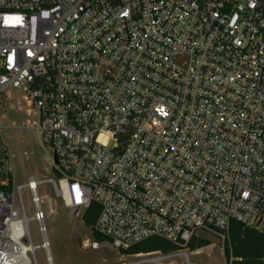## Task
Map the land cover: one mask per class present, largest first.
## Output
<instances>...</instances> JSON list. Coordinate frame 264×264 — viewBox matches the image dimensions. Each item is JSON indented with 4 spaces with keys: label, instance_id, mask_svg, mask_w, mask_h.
Segmentation results:
<instances>
[{
    "label": "built area",
    "instance_id": "built-area-1",
    "mask_svg": "<svg viewBox=\"0 0 264 264\" xmlns=\"http://www.w3.org/2000/svg\"><path fill=\"white\" fill-rule=\"evenodd\" d=\"M12 88L34 118L0 121V264H37L31 221L54 264L41 183L82 219L99 206L107 239L85 248L178 245L118 264H194L200 231L264 230V0H0L1 107ZM5 130L35 133L52 176L17 183Z\"/></svg>",
    "mask_w": 264,
    "mask_h": 264
},
{
    "label": "rangeland",
    "instance_id": "rangeland-1",
    "mask_svg": "<svg viewBox=\"0 0 264 264\" xmlns=\"http://www.w3.org/2000/svg\"><path fill=\"white\" fill-rule=\"evenodd\" d=\"M9 91L12 97L5 98L3 107L0 106V121L4 125L32 123L34 117L27 114V102L24 96L16 89L12 88ZM3 136L11 152L14 153L11 167L17 183H25L31 176L38 179L52 176L46 153L35 133L30 130H5ZM102 140L108 142L106 138ZM26 150L30 152L29 155L24 154ZM37 191L46 214L45 225L54 264H118L122 261L138 259L136 254L122 253L121 250L110 245H103L99 249L85 248L83 243L86 238L89 236L95 239V237L81 215L72 218L69 207L65 205L63 199L55 195L51 184L41 183ZM22 198L28 214L33 215L34 208L28 188L22 191ZM29 231L33 245L38 246L35 249L37 264H48L46 252L40 246L42 237L36 221L30 222ZM198 235L208 238L211 243L195 250L188 248L191 262L194 264L228 262L225 256L226 236L210 231H200ZM176 263L181 264L182 259H176Z\"/></svg>",
    "mask_w": 264,
    "mask_h": 264
},
{
    "label": "trees",
    "instance_id": "trees-1",
    "mask_svg": "<svg viewBox=\"0 0 264 264\" xmlns=\"http://www.w3.org/2000/svg\"><path fill=\"white\" fill-rule=\"evenodd\" d=\"M99 213V206L93 205L83 215V220L86 225H93ZM82 217V216H81ZM95 239L106 240L107 238L94 231ZM211 241L201 235L195 234L188 242V248L195 250L209 245ZM178 248L175 243L160 237L151 236L143 239L127 249H121L122 253L138 254L151 251L168 252ZM225 256L227 263L231 264H264V230L253 226H247L237 220L231 221L228 238L225 245Z\"/></svg>",
    "mask_w": 264,
    "mask_h": 264
},
{
    "label": "bare ground",
    "instance_id": "bare-ground-1",
    "mask_svg": "<svg viewBox=\"0 0 264 264\" xmlns=\"http://www.w3.org/2000/svg\"><path fill=\"white\" fill-rule=\"evenodd\" d=\"M69 209H70V211L72 213V218H74L77 215H79V216L82 215V213L80 212V210L78 208H76V207L69 206Z\"/></svg>",
    "mask_w": 264,
    "mask_h": 264
}]
</instances>
